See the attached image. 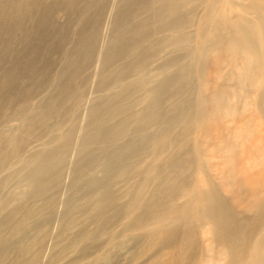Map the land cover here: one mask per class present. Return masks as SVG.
<instances>
[{
    "label": "rangeland",
    "instance_id": "1",
    "mask_svg": "<svg viewBox=\"0 0 264 264\" xmlns=\"http://www.w3.org/2000/svg\"><path fill=\"white\" fill-rule=\"evenodd\" d=\"M160 1L0 0V245L10 240L13 248L18 247L20 236L13 227L22 221L32 236L47 233L38 264H48L55 237L62 230L60 223L71 218L84 231L93 230V225L85 224V216L63 211L67 198L84 207L87 197L83 192L89 182L98 179L112 186L110 191L117 194V204L123 206L130 203V189L144 174L151 183L175 192L171 200L160 195L165 216L178 217L175 236L156 239L154 233L167 224L157 219L152 226L123 231L128 220L123 211L114 230L118 233L115 238L109 236L113 229L108 227L106 239L88 242L84 257L70 251L52 264H187L188 255L181 250L189 243L186 228L191 230L190 247L194 249L191 264H227L218 245L210 241L207 226L197 222L195 209L200 206L201 194L209 189L224 202L225 210L247 227L248 248L233 264H253L250 259L264 254V30L259 28L262 23L264 29V0ZM161 15L169 20L166 22ZM216 36L219 41L214 40ZM248 40L256 47L258 58L245 49ZM225 44L228 48L223 47ZM248 59L252 61L250 66ZM170 78H179V82ZM96 137L105 143L99 145ZM94 138L97 143L91 142ZM139 146L141 154L129 158L130 147ZM124 155L132 166L121 178L114 174ZM173 160L178 166L169 167ZM178 178L182 181L177 184ZM143 193L147 191L139 192ZM148 234L154 239H147ZM130 236H143L138 246L146 248L150 244L151 250L133 257L127 242Z\"/></svg>",
    "mask_w": 264,
    "mask_h": 264
},
{
    "label": "bare ground",
    "instance_id": "2",
    "mask_svg": "<svg viewBox=\"0 0 264 264\" xmlns=\"http://www.w3.org/2000/svg\"><path fill=\"white\" fill-rule=\"evenodd\" d=\"M127 1V0H126ZM152 1V0H151ZM160 1V0H159ZM177 0H175V2H176ZM189 2H190V0H188ZM195 1V0H194ZM240 1V0H239ZM161 2V1H160ZM185 2V1H184ZM232 2H234V1H232ZM120 3V2H119ZM166 3V1L164 0V4ZM183 3V2H182ZM239 3V2H238ZM260 3H262V2H260ZM100 4V3H99ZM153 4V3H152ZM157 4H159V2L157 3ZM156 4V5H157ZM163 4V5H164ZM174 4V3H173ZM176 4V3H175ZM253 4H254V1H253ZM264 4V3H263ZM149 5V4H148ZM156 5H154V7L156 6ZM161 5V4H160ZM172 5V4H171ZM183 5H184V3H183ZM254 5H256V7H257V3L256 4H254ZM260 5V4H259ZM175 6H177V5H175ZM181 6V5H180ZM185 6V5H184ZM240 6V5H239ZM159 7V6H158ZM183 7V6H182ZM181 7V8H182ZM144 8H145V6H144ZM160 8V7H159ZM173 8V7H172ZM171 8V9H172ZM178 8V7H177ZM177 8L175 9V11L174 12H176V11H178L177 10ZM259 9H260V7H258ZM147 9H149V8H147ZM158 9V8H157ZM156 9V10H157ZM166 9H168L169 10V8H166ZM180 9V8H179ZM184 9V8H183ZM252 9H253V7H252ZM257 9V8H256ZM144 10V9H143ZM142 10V11H143ZM182 10V9H181ZM151 11V10H150ZM149 11V12H150ZM257 11H259V10H257ZM153 12H155L154 10H153ZM164 12H165V10H164ZM164 12H163V14H164ZM169 12V11H168ZM167 12V13H168ZM253 12V11H252ZM251 12V13H252ZM262 12H263V10H262ZM115 13V12H114ZM148 13V12H147ZM152 13V12H151ZM179 13V15H180V12H178ZM182 13V12H181ZM205 13H206V11H205ZM157 14V13H156ZM173 14V13H172ZM259 14V13H258ZM135 15V14H134ZM150 15V14H149ZM166 15V14H165ZM165 15H163V16H165ZM170 15V14H169ZM177 15V14H176ZM204 15H206V14H204ZM163 16L161 15V18H163ZM183 16V15H182ZM203 17V16H202ZM258 18H261V17H259V16H257ZM151 18V17H150ZM159 18V17H158ZM167 18H168V16H167ZM172 19H174V17L172 16L171 17ZM176 18V17H175ZM206 18H208V17H206ZM263 18V17H262ZM153 19V18H152ZM151 19V20H152ZM164 19V18H163ZM163 19H161V20H163ZM166 19V18H165ZM164 19V20H165ZM177 19V18H176ZM180 19V18H179ZM203 19V18H202ZM210 19V18H209ZM264 19V18H263ZM262 19V20H263ZM149 20V19H148ZM147 20V21H148ZM158 20H160V18L158 19ZM158 20H156V21H158ZM168 20H169V18H168ZM167 19H166V22L168 21ZM261 20V19H260ZM172 21V20H171ZM187 21V20H186ZM208 21V20H207ZM217 21V20H216ZM236 21V20H235ZM165 22V21H164ZM165 22V23H166ZM175 22H179V21H175ZM175 22H173V23H175ZM203 22H205V21H203ZM259 22H261V21H259ZM264 22V21H263ZM156 23V22H155ZM159 23V22H158ZM158 23H156V24H158ZM164 23V24H165ZM246 23V22H245ZM163 24V23H162ZM169 24V23H168ZM179 23H177V25H178ZM202 24V23H201ZM228 24H229V22H228ZM254 24V23H253ZM144 25V24H143ZM149 25V24H148ZM151 25V24H150ZM149 25V26H150ZM167 25V24H166ZM166 25H164V26H162V27H164V28H162L161 27V29H165V26ZM176 25V26H177ZM181 25V24H180ZM200 25V24H199ZM207 25V24H206ZM205 25V26H206ZM261 26H262V23L260 24ZM171 26H172V24H171ZM183 26V25H182ZM181 26V27H182ZM203 26H204V24H203ZM204 26V27H205ZM215 26H216V23H215ZM225 26V25H224ZM233 26V25H232ZM232 26H230V27H232ZM259 27V28H261L262 30H264L262 27ZM263 26H264V24H263ZM180 27V28H181ZM234 27V26H233ZM244 27V26H243ZM136 28V27H135ZM171 28V27H170ZM175 28H178V27H175ZM189 28V27H188ZM191 28V27H190ZM207 28V27H206ZM220 28V27H219ZM242 28V27H241ZM253 28V27H252ZM160 29V30H161ZM179 29V28H178ZM200 29V28H199ZM202 29V28H201ZM214 29V28H213ZM224 29H226V27L224 28ZM233 28H231V30H232ZM235 29V28H234ZM232 30L233 31V33H235L234 31L235 30ZM244 29V28H243ZM159 30V31H160ZM166 30H167V27H166ZM169 30V29H168ZM207 30V29H206ZM214 30H216V28L214 29ZM213 30V31H214ZM217 30H218V28H217ZM228 30V29H227ZM226 30V31H227ZM138 31H140V30H138ZM159 31H158V33H159ZM174 31V30H173ZM201 31V30H200ZM211 31V30H210ZM221 31V30H220ZM229 31V30H228ZM255 31V30H254ZM175 32V31H174ZM173 32V33H174ZM178 32V31H177ZM177 32H175V33H177ZM202 32H203V29H202ZM206 32V31H205ZM204 32V33H205ZM231 32V31H230ZM133 33V32H132ZM134 33H135V31H134ZM197 33H199V32H197ZM203 33V34H204ZM224 34H225V32H223ZM137 34V33H136ZM179 34H180V32H179ZM202 34V33H201ZM201 34H199V35H201ZM212 34V33H211ZM216 34V33H215ZM220 34V33H219ZM226 34H228V33H226ZM238 34V33H237ZM244 34V33H243ZM242 34V35H243ZM138 35V34H137ZM222 35V34H221ZM177 36H178V34H177ZM202 36H204V35H202ZM231 36V35H230ZM234 36V35H233ZM241 36V35H240ZM146 37V36H145ZM200 37V36H199ZM229 37V36H228ZM243 37H245V35L244 36H242V38ZM173 38V37H172ZM175 38V37H174ZM220 38V37H219ZM224 38V37H223ZM233 38H236V37H233ZM240 38V37H239ZM247 38V37H246ZM179 40H180V38H178ZM201 39V38H200ZM216 39H218V36H216L215 38H214V40H216ZM222 39V38H221ZM237 39H238V36H237ZM250 39V38H249ZM169 40H170V38H169ZM173 40V39H172ZM222 40H224V39H222ZM240 40H242V39H240ZM239 40V41H240ZM244 40V39H243ZM250 40H252V39H250ZM161 41V40H160ZM217 41H219V39L217 40ZM156 42V41H155ZM162 42V41H161ZM224 42H225V40H224ZM223 42V43H224ZM227 42H230V37H229V41H227ZM226 42V44L228 45V47H229V45H230V43H227ZM232 42H233V40H232ZM235 42V41H234ZM242 42V41H241ZM150 43V42H149ZM170 43V42H169ZM173 43V42H172ZM211 43H213V42H211ZM218 43V42H217ZM217 43H215V44H217ZM243 43V42H242ZM253 43V42H252ZM249 40H248V42H247V44H246V42H245V45H247L246 47H245V49L248 51V52H250V54L253 56V58H254V56L256 55V47L254 48V44H252ZM264 43V42H263ZM153 44V43H152ZM166 44V43H165ZM214 44V43H213ZM225 44V46H223V47H226V48H228L227 47V45ZM236 44V43H235ZM241 44V43H240ZM146 45H147V43H146ZM161 45V44H160ZM162 45L163 46H165L164 45V43H162ZM161 45V46H162ZM187 45V44H186ZM198 45H199V43H198ZM210 45V44H209ZM244 45V46H245ZM188 46V45H187ZM221 46V47H222ZM237 46V45H236ZM239 46V45H238ZM237 46V47H238ZM243 46V45H242ZM243 46V47H244ZM206 47V46H205ZM210 47H212V46H210ZM214 48H215V46H213ZM222 47V49L223 50H225L224 48ZM231 47V46H230ZM233 47V46H232ZM140 47H138V48H136V49H139ZM208 48V46L206 47V49ZM220 48V47H219ZM235 49H236V47H234ZM242 48V47H241ZM217 49V48H216ZM230 49V48H229ZM235 49H234V51H235ZM240 49V48H239ZM245 49H243V50H245ZM145 50V49H144ZM150 50V49H149ZM163 50V49H162ZM172 51L174 50H177V49H171ZM231 50V49H230ZM135 51H137V53H139V50H135ZM141 51V50H140ZM173 51V52H174ZM211 51H212V49H211ZM237 51V50H236ZM241 51V50H240ZM246 51V52H247ZM127 52V51H126ZM188 52V51H187ZM186 52V53H187ZM206 52H207V50H206ZM217 52V51H216ZM221 52H223V51H221ZM224 52H226V53H228V51H224ZM248 52H247V54H248ZM136 53V52H135ZM136 53V54H137ZM189 53V52H188ZM203 53V52H202ZM202 53H201V55H202ZM230 53V52H229ZM228 53V54H229ZM238 53V52H237ZM244 53V52H243ZM242 52L240 53V54H243ZM135 54V55H136ZM140 54H142V53H140ZM152 54V53H151ZM200 53H198V54H196V55H199ZM204 54V53H203ZM231 54H233L232 53V50H231ZM247 54H246V56H247ZM134 55V56H135ZM187 55V54H186ZM200 55V56H201ZM227 55V54H226ZM236 55H238V54H236ZM258 55V54H257ZM255 56V57H259V56ZM184 56V55H183ZM206 56V55H205ZM204 56V57H205ZM230 56V55H229ZM235 56V55H234ZM176 57V56H175ZM187 57V56H186ZM203 57V58H204ZM189 58V57H188ZM188 58H186V59H188ZM192 56H191V58H190V61H192ZM252 58V57H251ZM256 58V59H257ZM169 59H171V58H169ZM197 59H199L198 57H197ZM204 59H206V57L204 58ZM161 60V59H160ZM167 60V59H166ZM166 60H165V62H166ZM207 60V59H206ZM245 60V59H244ZM258 60V59H257ZM256 60V61H257ZM148 61V60H147ZM146 61V62H147ZM179 61V60H178ZM195 61V60H194ZM202 61H203V59H202ZM247 61H249V59L247 60ZM120 62V61H119ZM164 62V61H163ZM163 62H161V64L163 63ZM170 62H171V60H170ZM170 62H168V64L170 63ZM180 62V61H179ZM199 62V61H198ZM205 61H203V63H204ZM250 62V61H249ZM252 62V61H251ZM251 62L249 63V66H250V64H251ZM255 62V61H254ZM261 62V61H260ZM177 63V62H176ZM175 63V64H176ZM192 63V62H191ZM246 63H248V62H246ZM257 63V62H256ZM145 64V63H144ZM167 63H164V65H168ZM190 64V63H189ZM194 64V63H193ZM200 64V63H199ZM158 65V64H157ZM173 65V64H172ZM184 65H185V63H184ZM183 65V66H184ZM169 66H171V65H169ZM187 66H189V65H187ZM199 66H202V65H199ZM248 66V65H247ZM80 67V66H79ZM116 67V66H115ZM143 67V66H142ZM163 67V66H162ZM161 67V68H162ZM165 67V66H164ZM166 67H168V66H166ZM175 66H173V68H174ZM190 67L191 66H189V68L188 69H190ZM195 67V66H194ZM160 68V69H161ZM172 68V67H171ZM178 68V67H177ZM184 68V67H183ZM187 68V67H186ZM193 68V67H192ZM198 68V67H197ZM111 69V68H110ZM158 69H159V67H158ZM164 69H166V68H164ZM170 69V68H169ZM169 69H167V70H169ZM176 69V68H175ZM179 69H180V67H179ZM199 69V68H198ZM178 70V69H177ZM181 70H183V69H181ZM180 70V71H181ZM237 70V69H236ZM165 71V70H164ZM188 71V70H187ZM195 71V70H194ZM171 72V71H170ZM156 73H157V71H156ZM162 73V72H161ZM164 73V72H163ZM175 74H176V71L174 72ZM173 73V74H174ZM180 74H181V72H180ZM140 75H143V73H141ZM158 75H159V73H158ZM171 75V74H170ZM154 76V75H153ZM152 76V77H153ZM165 76V75H164ZM201 76V75H200ZM217 76H218V74H217ZM245 76V75H244ZM113 77V76H112ZM111 77V78H112ZM117 77V76H116ZM142 77V76H141ZM170 77V76H169ZM168 77V78H169ZM180 77V76H179ZM159 78H160V76H159ZM164 78H166V77H164ZM175 78V77H174ZM199 78V77H198ZM99 79V78H98ZM171 79V78H170ZM179 78H177V80H178ZM201 79V78H200ZM145 80H148L147 78L145 79ZM152 80H154V79H152ZM151 80V81H152ZM162 79H160L158 82H160ZM164 80V79H163ZM172 81L174 80V79H171ZM170 80V81H171ZM177 80H174L173 82H175V81H177ZM199 80V79H198ZM254 80V79H253ZM114 81V80H113ZM121 81V80H120ZM155 81V80H154ZM203 81H204V79H203ZM127 82V81H126ZM142 82V81H141ZM148 82H149V80H148ZM147 82V83H148ZM167 82H168V80H167ZM166 82V83H167ZM172 82V83H173ZM178 82H179V80H178ZM183 82V81H182ZM205 82V81H204ZM150 83V82H149ZM155 83V82H154ZM127 84V83H126ZM153 84V83H152ZM178 84V83H177ZM188 84V83H187ZM191 84V83H190ZM229 84V83H228ZM247 84V83H246ZM137 85V84H136ZM143 85V84H142ZM145 85H147V84H145ZM170 85H172L171 83H170ZM98 86H99V84H98ZM120 86V85H119ZM129 86V84L126 86V87H128ZM138 87L140 86V85H137ZM150 86H153V85H150ZM149 86V87H150ZM173 86V85H172ZM176 86V85H175ZM240 86V85H239ZM153 87H155V86H153ZM171 87V86H170ZM178 87V86H177ZM183 87H185V86H183ZM191 87V86H190ZM189 87V88H190ZM132 88V87H131ZM147 88V87H146ZM180 88V87H179ZM178 88V89H179ZM125 89V88H124ZM136 89V88H135ZM165 89V88H164ZM163 89V91H166V90H168V88L166 89V90H164ZM177 89V90H178ZM240 89V88H239ZM128 90V89H127ZM162 90V89H161ZM180 90V89H179ZM181 90H182V88H181ZM248 90V89H247ZM263 90V89H262ZM125 91H126V89H125ZM129 91V90H128ZM131 91H132V89H131ZM134 91V90H133ZM169 91V90H168ZM182 91H184V90H182ZM181 91V92H182ZM187 91V90H186ZM190 91H192L191 89H190ZM113 92V91H112ZM147 92V91H146ZM180 92V93H181ZM185 92V91H184ZM159 93H162V91L161 92H159ZM167 93V92H166ZM190 93V92H189ZM188 93V94H189ZM194 93V92H193ZM109 94V93H108ZM148 94V93H147ZM163 94H164V92H163ZM191 94V93H190ZM216 94V93H215ZM219 94H221L220 92H219ZM219 94L217 95V96H219ZM154 95V94H153ZM158 95H160V94H158ZM174 95H176V94H174ZM183 95V94H182ZM156 96V95H155ZM165 97H164V99L166 98V95H164ZM168 96V95H167ZM114 97V96H113ZM118 97V96H117ZM116 97V98H117ZM121 97V96H120ZM120 97H118V98H120ZM176 97V96H175ZM182 97V96H181ZM191 97V96H190ZM257 97H259V95L257 96ZM115 98V99H116ZM146 98H148V97H146ZM156 98V97H155ZM183 98H185V97H183ZM194 98V97H193ZM201 98V97H200ZM219 98V97H218ZM222 98V97H221ZM259 98H262V97H259ZM259 98H257L258 100H259ZM106 99V98H105ZM114 99V100H115ZM177 99V98H176ZM191 99H192V97H191ZM203 99V98H202ZM256 99V100H257ZM113 100V99H112ZM152 100V99H151ZM200 100V99H199ZM205 100V99H204ZM144 101V100H143ZM179 101V100H178ZM181 101V100H180ZM184 101H185V99H184ZM192 101V100H191ZM190 101V102H191ZM194 101V100H193ZM201 101H203V100H201ZM201 101H199V102H201ZM213 101H215V100H213ZM140 102V101H139ZM155 102V101H154ZM158 102V101H157ZM164 102V101H163ZM199 102H197V103H199ZM207 102V101H206ZM257 102V101H256ZM259 102V101H258ZM192 103V102H191ZM203 103V102H202ZM202 103H201V105H202ZM219 103V102H218ZM141 104V103H140ZM148 104V103H147ZM163 104V103H162ZM187 104V103H186ZM186 104H185V106H186ZM196 104V103H195ZM100 105V104H99ZM108 105H110V104H108ZM158 105H160V101L158 102ZM204 106H210V104H207V105H205V104H203ZM214 105H216V103L214 104ZM219 105V104H218ZM217 105V106H218ZM90 106V105H89ZM89 106H88V108H89ZM161 106V105H160ZM184 106V107H185ZM208 106V107H209ZM216 106V107H217ZM93 107V106H92ZM96 106L94 105V108H95ZM110 107V106H109ZM151 107V106H150ZM189 107H192V106H189ZM188 107V108H189ZM215 107V108H216ZM257 107H258V104H257ZM91 108V107H90ZM102 108H105V107H102ZM102 108H100V109H102ZM194 108V107H193ZM193 108H191V110L193 109ZM197 108H200V107H198L197 106ZM215 108H212V109H215ZM259 108V107H258ZM114 109H116V108H114ZM176 109H178V108H176ZM201 109H203V108H200V110ZM217 109V108H216ZM107 110V109H106ZM148 110V109H147ZM169 110H170V108H169ZM199 110V109H198ZM185 111H187V110H185ZM211 111V110H210ZM213 111V110H212ZM103 112H105V109L103 110ZM147 112V111H146ZM177 112V111H176ZM203 112V111H202ZM205 112V111H204ZM215 112V111H214ZM218 112V111H217ZM100 113V112H99ZM143 113V112H142ZM149 113V112H148ZM148 113H146V114H148ZM155 113V112H154ZM153 113V114H154ZM199 113V112H198ZM197 113V114H198ZM222 113H223V111H222ZM95 114V113H94ZM111 114V111L109 112V115ZM135 114V113H134ZM196 114V115H197ZM202 114H204V113H202ZM201 114V115H202ZM224 114V113H223ZM90 115V114H89ZM93 115V114H92ZM123 115V114H122ZM149 115H150V113H149ZM164 115H165V113H164ZM164 115H162L163 117H164ZM144 116V115H143ZM170 116V115H169ZM173 116V115H172ZM171 116V117H172ZM189 116V115H188ZM187 116V117H188ZM192 116V115H191ZM87 117H88V115H87ZM89 117H91V115L89 116ZM123 117H125V116H123ZM122 117V118H123ZM128 117V116H127ZM193 117V116H192ZM192 117H190V118H192ZM237 117V116H236ZM263 117H264V115H263ZM119 118H120V116H119ZM119 118H117V119H119ZM154 118V117H153ZM167 118V117H166ZM173 118V117H172ZM143 119V118H142ZM165 119V118H164ZM203 119V118H202ZM201 119V120H202ZM100 120V119H99ZM152 120V119H151ZM154 120V119H153ZM200 120V119H199ZM257 120V119H256ZM117 121V120H116ZM126 121V120H125ZM127 121H128V119H127ZM188 121V120H187ZM190 121V120H189ZM203 121V120H202ZM101 122V121H100ZM120 122V121H119ZM156 122H160V121H157L156 120ZM201 122V121H200ZM199 122V123H200ZM144 122H142L141 124H143ZM146 123V122H145ZM150 123V122H149ZM170 123V121L168 122V124ZM85 124V123H84ZM117 124H118V121H117ZM128 124H130V121H129V123ZM128 124H126V125H128ZM167 124V125H168ZM125 125V126H126ZM152 125H154V126H156L154 123L152 124ZM163 125V124H162ZM201 125V124H200ZM84 126V125H83ZM104 126V125H103ZM109 126V125H108ZM108 126H107V128H108ZM111 126V125H110ZM130 126V125H129ZM140 126V125H139ZM219 126V125H218ZM124 127V126H123ZM140 127H142V125L140 126ZM145 127V126H144ZM122 128V127H121ZM120 128V129H121ZM104 129H106L105 127H104ZM110 129V127L108 128V130ZM111 129H112V127H111ZM124 129V128H123ZM146 129H147V127H146ZM98 130H99V128H98ZM117 130V129H116ZM142 130V129H141ZM150 130V129H149ZM163 130V129H162ZM178 130V129H177ZM102 131H104V130H102ZM111 131V130H110ZM118 131V130H117ZM127 132L129 131V130H126ZM179 131V130H178ZM220 131V130H219ZM85 132H86V130H85ZM119 132H120V130H119ZM134 132V131H133ZM162 132V131H161ZM176 132V131H175ZM93 133H95V132H93ZM92 133V134H93ZM99 133H100V130H99ZM101 133H103V132H101ZM115 133L116 132H114V136H115ZM123 133V132H122ZM125 133V132H124ZM135 133H136V131H135ZM139 133V132H138ZM192 133V132H191ZM98 134V133H97ZM97 134L95 135V136H97ZM104 134H106V133H104ZM129 134V133H128ZM137 134V133H136ZM175 134V133H174ZM69 135V134H68ZM81 135V134H80ZM103 135V134H102ZM117 135H118V132H117ZM126 135V134H125ZM140 135V134H139ZM144 135V134H143ZM147 135V134H146ZM160 135H161V133H160ZM104 136V135H103ZM109 136H110V134H109ZM174 137H175V135H173ZM88 137H92V136H88ZM99 137V136H98ZM108 137V136H107ZM106 137V138H107ZM125 137H127V135L125 136ZM172 137V136H171ZM170 137V138H171ZM83 138H85V137H83ZM93 138V137H92ZM97 138V137H96ZM96 138H94V140L96 139ZM109 138V137H108ZM150 138V137H149ZM81 139V138H80ZM98 139V141H99V139L101 140V137L100 138H97ZM97 139L95 140V141H93V140H91V142H95V143H97L98 141H97ZM123 139V138H122ZM122 139H117V141L119 140H122ZM66 140H68V139H66ZM65 140V141H66ZM83 140V139H82ZM114 140V139H113ZM112 140V141H113ZM65 141H63V143L65 142ZM83 141H85V140H83ZM87 141V140H86ZM86 141L85 142H83V143H85L86 144ZM97 141V142H96ZM106 141V140H105ZM105 141L103 140V142L105 143ZM112 141L111 142H109V143H112ZM144 141V140H143ZM176 141V140H175ZM178 141V140H177ZM82 142V141H81ZM102 142V141H101ZM101 142L99 141V145H101ZM102 142V143H103ZM116 142V141H115ZM132 142H135V140L134 141H132ZM132 142L131 143H129V144H132ZM145 142V141H144ZM68 143V142H67ZM90 143V142H89ZM126 143V142H125ZM124 143V144H125ZM61 144H62V142H61ZM84 144V145H85ZM123 144V145H124ZM128 144V145H129ZM142 144V143H141ZM80 145V144H79ZM81 145H83V144H81ZM83 145V146H84ZM87 145V144H86ZM89 145V144H88ZM90 145H91V143H90ZM95 146L96 145H98V144H94ZM127 145V144H126ZM144 145V144H143ZM189 145V144H188ZM63 146V145H62ZM117 146V145H116ZM84 147H86V146H84ZM92 147H94L93 145H92ZM106 147V146H105ZM109 148H110V145L108 146ZM120 147H121V145H120ZM119 147V142H118V148H120ZM63 148H65V147H63ZM103 148V147H102ZM118 148H115V150L116 149H118ZM81 148H79L78 150H80ZM100 149V148H99ZM111 149V148H110ZM121 149H124V148H121ZM144 149V148H143ZM197 149V148H196ZM89 151H91V150H89ZM114 151V150H113ZM203 151V150H202ZM201 151V152H202ZM73 152V151H72ZM119 153L121 152V150L120 151H118ZM129 155L130 156H128L129 158H133V156H136L137 154H139L140 152H141V147L139 146V147H137V148H132V147H130V149H129ZM176 152V151H175ZM113 153V152H112ZM111 153V154H112ZM98 154V153H97ZM103 154V153H102ZM104 154H106V153H104ZM103 154V155H104ZM117 154L118 153H116L115 155L117 156ZM141 154V153H140ZM163 154V153H162ZM175 155H176V153H174ZM62 155L63 154H61V156H59V158H61L62 157ZM81 155V154H80ZM83 155V154H82ZM108 155V154H107ZM114 155V156H115ZM133 155V156H132ZM143 155V154H142ZM91 156V155H90ZM95 156V155H94ZM209 156V155H208ZM45 157V156H44ZM77 157H79V155L77 156ZM118 157V156H117ZM128 157H126L125 155L124 156H122V157H120V165H118L116 162H115V164H117L118 166L116 167V169L117 170H115V168H114V170L116 171L115 172V174L114 173H111L112 175L114 174V175H116L117 177H121L122 178V176H124V174L125 173H127L130 169H129V166H130V159L128 158ZM164 157V156H163ZM58 157H57V160L59 159ZM108 158V157H107ZM106 158V159H107ZM182 158V157H181ZM34 159V158H33ZM56 159V158H55ZM109 160H111L110 158H108ZM113 159V158H112ZM173 159V158H172ZM32 160V159H31ZM36 160V159H35ZM41 160V159H40ZM56 160V161H57ZM89 160V159H88ZM114 160V159H113ZM230 160V159H229ZM77 161V160H76ZM78 161H79V159H78ZM184 162V161H183ZM182 162V163H183ZM28 164H29V162H27ZM38 163V162H37ZM79 163H82V162H79ZM90 163V162H89ZM119 163V162H118ZM135 163V162H134ZM150 163V162H149ZM190 163V162H189ZM24 164V163H23ZM83 165L85 164V163H82ZM111 164L112 165H115L114 164V162H111ZM175 164H176V161L175 160H173L171 163H170V165H169V167L171 166V167H175ZM191 164V163H190ZM77 165V164H76ZM79 165V164H78ZM102 165V164H101ZM177 165V164H176ZM180 165V164H179ZM49 166H51V164L49 165ZM103 166V165H102ZM132 166V165H131ZM130 166V167H131ZM135 166V165H134ZM178 166V165H177ZM192 166V165H191ZM34 167L36 168V166L34 165ZM40 167H41V165H40ZM91 167V166H90ZM109 167V166H108ZM146 167V166H145ZM34 168V169H35ZM58 168V167H57ZM77 168H78V166H77ZM46 169V168H45ZM76 169V168H75ZM74 168H73V171L75 170ZM179 169H181V168H179ZM178 169V170H179ZM194 169V168H193ZM54 170V169H53ZM52 170V171H53ZM78 170L79 169H77L76 170V175H77V172H78ZM108 170H109V168H108ZM108 170L107 171H105V169H104V173L105 172H107L108 173ZM175 170H177V168L175 169ZM184 170V169H183ZM182 170V171H183ZM57 172H58V170H56ZM73 171H72V174H73ZM88 171V170H87ZM110 171V170H109ZM146 171V170H145ZM170 171H172L171 169H170ZM180 171V170H179ZM43 172V171H42ZM114 172V171H113ZM134 172V171H133ZM148 172V171H147ZM37 173H39V171L37 172ZM181 173V172H180ZM183 173V172H182ZM42 174V173H41ZM40 174V175H41ZM134 174V173H133ZM177 174V173H176ZM39 175V176H40ZM49 175V174H48ZM50 175L51 176H53V173L51 174L50 173ZM75 175V176H76ZM178 175V174H177ZM181 175V174H180ZM199 175V174H198ZM47 176V175H46ZM75 176L73 177L74 179H75ZM92 176V175H91ZM103 176H104V174H103ZM72 177V176H71ZM70 177V178H71ZM78 177V176H77ZM90 177V176H89ZM93 177V176H92ZM107 176H105V178H106ZM110 178H111V175L109 176ZM129 177V176H128ZM183 177H185V176H183ZM41 178H43V177H41ZM40 178V179H41ZM49 178H50V176H49ZM69 178V179H70ZM88 178V177H87ZM161 178V177H160ZM29 179V178H28ZM32 179V178H31ZM186 179V178H185ZM47 180V179H46ZM72 180V179H71ZM92 180H94V179H92ZM107 180H109V178H107L106 179V181ZM111 180V179H110ZM122 180H125V179H122ZM32 181V180H31ZM40 181H42V180H40ZM60 181V180H59ZM85 181V180H84ZM87 181V180H86ZM129 181V180H128ZM180 181H182L181 179H179L178 178V181L176 180V183L178 184V182H180ZM186 181V180H185ZM44 182V181H43ZM75 182V181H74ZM80 182H81V180H80ZM115 182V181H114ZM114 182H112V183H114ZM36 183H38V182H36ZM35 183V184H36ZM83 183L84 182H82V185H83ZM53 184V183H52ZM52 184H50V185H52ZM56 184V183H55ZM54 184V185H55ZM110 184V183H109ZM33 184H31V186H32ZM38 187V186H37ZM49 187V186H48ZM47 187V188H48ZM34 188H35V186H34ZM110 188V189H109ZM111 188H112V186L110 187V186H108V184L107 183H105V182H103V181H99L98 179H97V181H92V182H89V185H88V187H87V189L83 192V193H85V196L87 197V201H85L86 202V205L84 206V207H78L77 205H75V203H72V199H70V200H68V198L65 200V202L63 203V211L64 212H68V211H70V212H72V213H74L76 216H85V218H86V221H85V224L86 223H89L90 225H93V230L92 231H88V232H86V231H84L83 230V228L81 227V225H79V224H76V222H75V220L73 221V219L71 220V218H69V219H67V220H65V221H67L66 223L65 222H63V223H60L61 224V233L57 236V237H55L56 239H55V242L53 243V247H52V256H50L49 257V259H48V264H52L54 261H56L58 258H60V257H62L63 255H65V254H67L68 252H70V251H75L79 256H81V257H84L85 255H87V252H88V250H89V248H88V246H87V244H88V242L89 241H91V240H98V239H104V237H105V231H106V229L108 228V227H112V231L110 232V234H109V236L111 237V236H114V238L117 236V234L118 233H115L114 234V230L116 229V226H117V223L121 220L120 218L122 217V213H123V211L125 212V215H127L128 216V220H127V222L126 223H124V225H123V228H122V230L123 231H131V230H133V229H137V227H148V226H152L153 224H154V220H159L158 222H161V221H164V220H166L167 221V226L165 227L164 226V228L162 227V228H160V229H158L154 234H156V236H154V237H156V239H158V240H161V239H170V238H172L173 236H175V233H176V230H177V226H176V223H177V219H176V217L175 216H171V217H166L165 216V209H164V204L160 201V195L161 196H167V199H169V200H171V199H173V196H174V191L172 192V191H167L166 190V188L165 187H161L160 185H159V183H151L150 182V180H149V178L146 176V175H144L143 174V176L142 177H140L139 178V180H138V183H137V186L134 188V189H130V197H129V201L128 202H130L129 204L127 203L126 205H123V206H119L118 204H117V194L116 195H114V193L115 192H113V191H110L111 190ZM40 189V188H39ZM46 189V188H45ZM31 190V189H30ZM192 190V189H191ZM140 191H147V193L145 194V193H143V194H139V192ZM167 191V192H166ZM218 191V190H217ZM45 192V191H44ZM113 192V193H112ZM28 193H32V192H30V191H28ZM27 193V194H28ZM31 195H33V194H31ZM119 195V194H118ZM26 196H30L29 194L28 195H26ZM84 196V195H83ZM84 196V197H85ZM41 199V198H40ZM38 200V199H37ZM134 203H136L137 205H134ZM200 206H199V208H196L195 209V213H196V216H197V222H199V224L200 225H203V224H205L206 226H207V230H208V233H209V235H210V241L212 242V243H214V244H216V245H218V247L220 248V250H221V252L223 253V255H224V257H225V260H226V263L227 264H233L234 263V261L236 260V258H238V257H240L241 255H242V253L248 248V245H249V243H248V240L245 238V234L247 233V227H246V225H245V223H243L242 221H240L239 219H236L230 212H228V211H226L225 210V208H224V202L220 199V198H218L214 193H212V190L211 189H209V190H207V191H205L204 193H202L201 194V197H200ZM48 205V204H47ZM231 207V206H230ZM46 210V209H45ZM167 210V209H166ZM33 212V211H32ZM236 212V211H235ZM66 214V213H65ZM47 215V214H46ZM64 215V214H63ZM32 216H34V215H32ZM41 217H42V215H40ZM259 216V215H258ZM67 217H70V216H67ZM158 217V218H157ZM62 218H63V216H62ZM79 218H83V217H79ZM178 218V217H177ZM247 218V217H246ZM18 220H20V219H18ZM23 220V219H22ZM37 220V219H36ZM42 220V219H41ZM43 221V220H42ZM46 222H47V220H46ZM179 223V222H178ZM25 224V223H24ZM24 224H22V221L20 222V225L18 224L17 226H14L13 227V229L15 230V231H17L18 232V236H20V240H19V245H18V247H16L15 246V248H13V246H12V242L10 241V240H6L3 244H1L0 245V264H38V262H39V260H40V253L42 252V249H43V245H44V239H45V235L47 234H37L36 236H32L31 235V233L29 232V230H27V229H25V228H28V226L27 225H25L24 226ZM65 224V225H64ZM83 224V223H82ZM84 224V225H85ZM259 224V223H258ZM42 225V224H41ZM45 225H47V224H44V226ZM179 225H180V223H179ZM36 226V225H35ZM43 226V225H42ZM43 226V227H44ZM41 227V226H40ZM39 227V228H40ZM91 227V226H90ZM34 230V229H33ZM74 231V232H73ZM178 231V230H177ZM70 232H73V233H70ZM107 233H108V231H106ZM33 234V233H32ZM185 235H186V239L187 240H189V243L187 244H183V246H182V252L184 253V254H186V255H188V259L186 260V262H187V264H191L192 263V261H193V259H194V249H192L191 247H190V241H191V230L189 229V228H186L185 229ZM68 238H67V237ZM108 236V235H107ZM147 237V239H149L151 236H150V234H148V235H146ZM109 237V238H110ZM153 237V236H152ZM154 237H153V239H154ZM62 238V241H60V239ZM67 238V239H66ZM124 238V237H123ZM128 239H127V242H128V244H129V248H130V254L133 256V257H139V256H142V255H144L145 253H147L149 250H151L150 248H149V245H148V247H146V248H140L138 245H140L139 243H141L140 241L141 240H143V236L142 237H137V236H130V237H127ZM70 239V240H69ZM105 239H106V237H105ZM185 239V240H186ZM47 240V239H46ZM110 241V240H109ZM165 241V240H164ZM14 242V241H13ZM1 243V242H0ZM115 243V242H114ZM162 243H164L163 242V240H162ZM95 244H97V243H95ZM94 244V245H95ZM117 244V243H116ZM161 244V243H160ZM170 244V243H169ZM171 244H174L173 242H171ZM181 244V243H180ZM52 245V244H51ZM50 245V246H51ZM97 245H101V244H97ZM162 245V244H161ZM45 246V245H44ZM118 247V246H117ZM149 248V249H148ZM94 249V248H93ZM99 249V248H98ZM156 249V248H155ZM97 250V249H96ZM113 250V249H112ZM129 250V249H128ZM44 253V252H43ZM7 254V255H6ZM42 254V253H41ZM93 254V253H92ZM77 255V256H78ZM257 255V257H254V258H252V259H250V263H253V264H261V263H263L264 262V254H261V253H258V254H256ZM67 256V255H66ZM76 256V257H77ZM90 256V255H89ZM172 257V256H171ZM80 259V258H79ZM178 259V258H177ZM46 262V261H45Z\"/></svg>",
    "mask_w": 264,
    "mask_h": 264
}]
</instances>
